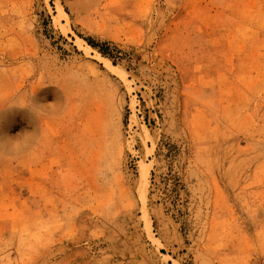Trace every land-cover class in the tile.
<instances>
[{
	"label": "rangeland",
	"instance_id": "obj_1",
	"mask_svg": "<svg viewBox=\"0 0 264 264\" xmlns=\"http://www.w3.org/2000/svg\"><path fill=\"white\" fill-rule=\"evenodd\" d=\"M0 264H264V0H0Z\"/></svg>",
	"mask_w": 264,
	"mask_h": 264
}]
</instances>
